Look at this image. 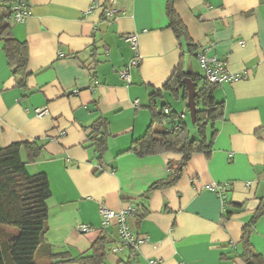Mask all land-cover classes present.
<instances>
[{"label":"crops","instance_id":"crops-1","mask_svg":"<svg viewBox=\"0 0 264 264\" xmlns=\"http://www.w3.org/2000/svg\"><path fill=\"white\" fill-rule=\"evenodd\" d=\"M91 1L28 0L25 21L10 22L12 36L28 46L26 91L15 85L0 48V148L33 140L43 144L42 155L27 168L45 173L49 181L44 242L53 252L76 256L89 253L106 232L113 240L106 246L105 264H149L150 259L244 264L241 230L264 203V0H174L191 51L169 27L168 0H113L119 13L109 21L102 15L108 0L87 12ZM128 33L138 35L141 59L126 83L118 71L134 55L123 38ZM210 43L208 55L246 77L216 86L214 98L223 102V115L214 135L210 129L206 133L209 151L193 153L172 186L147 192L171 173L168 162L180 158L172 152L143 157L128 152L151 122L150 94L161 90L155 108L166 104L187 120L182 88L172 102L162 87L180 63L203 76L197 53ZM43 106L48 113L36 117L34 109ZM100 117L108 121L102 162L87 141L89 126ZM62 130L66 134L58 137ZM212 182L230 183L226 206L204 188ZM130 201L146 211L132 220L134 233L144 240L135 250L111 252L116 221L103 227L99 205L119 210ZM80 226L88 230L79 231ZM250 242L264 258V215L255 222ZM47 258L45 250L38 255L42 264Z\"/></svg>","mask_w":264,"mask_h":264},{"label":"trees","instance_id":"trees-1","mask_svg":"<svg viewBox=\"0 0 264 264\" xmlns=\"http://www.w3.org/2000/svg\"><path fill=\"white\" fill-rule=\"evenodd\" d=\"M12 0H0V48L4 52L15 85L27 90V78L30 72L28 64V46L25 41L14 38L10 31L9 11ZM166 15L169 27L179 40L188 41V33L179 13L174 8V0L166 3ZM188 77L195 87L194 122L189 123L166 104L155 108L154 98L161 90L150 94L151 122L144 134L131 142L128 152L138 157L172 152L180 155L174 162H168L171 173L164 179L153 182L147 192L163 189L175 184L181 177L183 169L191 155L200 151H209L211 140L207 131L216 132L214 124L223 115V102L214 98L217 84L208 82L204 75L187 72L182 63L178 64L163 85L173 97L178 96L182 88V97L187 99L183 79ZM167 108V112H163ZM108 121L100 117L89 126L87 141L94 147L98 162L106 151ZM43 153V144L37 140L13 142L0 148V264H42L38 255L42 250L48 253L43 264L57 262H76L80 264H105L106 246L113 239L103 232L92 244L89 253L71 256L68 252H53L43 236L47 229L48 207L50 197L48 177L43 172H30L27 164L39 158ZM22 154H25L23 158ZM146 211L137 207V221L145 216ZM228 213L224 214L226 217ZM264 215V203L260 202L250 220L241 230L240 258L244 264H264V258L257 253L250 242V233L255 222ZM118 264H129L122 260Z\"/></svg>","mask_w":264,"mask_h":264},{"label":"built area","instance_id":"built-area-1","mask_svg":"<svg viewBox=\"0 0 264 264\" xmlns=\"http://www.w3.org/2000/svg\"><path fill=\"white\" fill-rule=\"evenodd\" d=\"M109 5L103 9V18L105 20H111L112 17L118 15L119 10L114 7L113 0H108ZM101 8L99 0H92L87 12H91L94 9ZM29 15L28 0H12L9 11L10 22H24ZM124 40L130 45V48L134 51L133 57L129 60L128 64L121 68L118 72L120 77L128 83L130 81V68L139 64L141 56L138 49V35L136 33H128L123 36ZM243 43V41H240ZM213 46V43L202 46L201 50L197 53V58L204 70V78L213 84H222L226 82H234L246 77L245 72H231L227 68V63L223 59L217 58L215 55H208L209 50ZM77 92L76 90L74 91ZM136 103V101H135ZM36 117H42L48 113L47 107H36L34 109ZM163 112H167V108H163ZM182 116L181 114H179ZM66 131H60L58 137H63ZM57 139V138H52ZM249 186L250 182H246ZM216 193L223 207L227 204V195L230 190L229 182H212L204 187ZM137 204L134 201H130L124 208L119 210H113L106 207L103 204L99 205V214L102 219V226L109 225L111 219L116 221V244L111 247V252H117L124 248L132 250L137 249L139 244L144 239L137 238L133 231L132 220L135 219L137 213ZM79 231H87L86 226H80ZM161 259H150L149 264H161Z\"/></svg>","mask_w":264,"mask_h":264},{"label":"water","instance_id":"water-1","mask_svg":"<svg viewBox=\"0 0 264 264\" xmlns=\"http://www.w3.org/2000/svg\"><path fill=\"white\" fill-rule=\"evenodd\" d=\"M183 84L185 86L186 92H187V109L190 116V122H194V116H195V87L194 83L191 81L190 78L185 77L183 79Z\"/></svg>","mask_w":264,"mask_h":264},{"label":"rangeland","instance_id":"rangeland-1","mask_svg":"<svg viewBox=\"0 0 264 264\" xmlns=\"http://www.w3.org/2000/svg\"><path fill=\"white\" fill-rule=\"evenodd\" d=\"M197 59H198V58H197ZM166 98L168 99V101H172V102H175V100H176L173 96H171V95H169V94H168V96H166ZM182 103H184V105L186 104V102L183 101V100H181V98H180V104H182ZM186 119H187V121H188L189 123H191V122H190L189 112L186 114Z\"/></svg>","mask_w":264,"mask_h":264}]
</instances>
